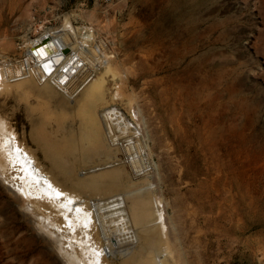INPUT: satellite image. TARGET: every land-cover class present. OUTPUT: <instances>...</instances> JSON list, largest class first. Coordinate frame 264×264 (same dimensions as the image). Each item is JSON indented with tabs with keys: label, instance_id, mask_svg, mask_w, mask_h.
<instances>
[{
	"label": "rangeland",
	"instance_id": "rangeland-1",
	"mask_svg": "<svg viewBox=\"0 0 264 264\" xmlns=\"http://www.w3.org/2000/svg\"><path fill=\"white\" fill-rule=\"evenodd\" d=\"M7 1H0V67L20 69L26 38L69 31V25L80 39L92 29L94 47L115 56L107 98L119 90L111 106L129 121L130 144L118 146L121 162L114 167L122 169V188L148 182L177 263L264 264V15L258 0H17L11 12ZM82 55L92 61L83 49ZM129 97L139 121L130 118ZM44 98L6 90L0 115L49 170L44 133L56 138L55 115L73 102L49 98L48 106L39 105ZM106 189L87 192L101 194L102 210L114 213L116 189ZM15 203L0 183V264H61ZM113 220L110 237L118 248L109 262L135 261L146 234L156 237V226Z\"/></svg>",
	"mask_w": 264,
	"mask_h": 264
},
{
	"label": "bare ground",
	"instance_id": "bare-ground-1",
	"mask_svg": "<svg viewBox=\"0 0 264 264\" xmlns=\"http://www.w3.org/2000/svg\"><path fill=\"white\" fill-rule=\"evenodd\" d=\"M16 1H7L10 12ZM258 2L257 12L264 15V0ZM64 24L68 27L69 21L65 19ZM69 27V31L56 33L57 30L50 29L39 37L26 38L25 59L20 61V69L0 67V93L6 90L20 94L32 91L48 98H44L45 103L43 100L38 102L46 106L49 98H56L59 103L67 105L73 102L72 107L65 106L55 115L56 138L44 133L42 148L51 164L49 170L38 163L34 154L17 139L8 121L0 115V183L12 195L34 237L42 240L61 264H113L108 257L118 248L110 237L112 227L117 224L113 223L115 217L120 226L131 222L147 223L148 227L157 228L156 237H147L145 233L146 244L140 247L142 252L137 254L135 261L125 258L120 264H178L170 234H166L165 225L159 219L158 201L152 198L148 182L137 181L140 183L122 188V169L114 167L121 162L114 130L118 136H127L126 127L130 125L120 108L111 106L120 86L116 85L118 91L115 89V93L107 98V78L112 76L114 79L116 75L112 62L115 56L94 47L92 29L88 28L80 39L75 28ZM82 49L92 59L89 64L82 55ZM93 61L99 63V67H95ZM84 72L83 79L70 89ZM133 100L129 97L128 103L131 105ZM130 111V118L139 121L136 118L140 109L131 105ZM84 167L87 170L80 176V169ZM88 188L98 191L116 189L111 196L116 211H103L102 205L107 202L99 193L88 195ZM151 229L154 228L147 231L151 232ZM15 233L12 231V236ZM132 249L128 252L131 256L135 255Z\"/></svg>",
	"mask_w": 264,
	"mask_h": 264
},
{
	"label": "built area",
	"instance_id": "built-area-1",
	"mask_svg": "<svg viewBox=\"0 0 264 264\" xmlns=\"http://www.w3.org/2000/svg\"><path fill=\"white\" fill-rule=\"evenodd\" d=\"M122 137H124V139ZM117 141L119 142L118 145L120 146V148H122V145L126 147L127 145L130 144V137L128 135L127 136H124V135L123 136H118V134H117V140H116V142ZM130 160H131L132 164L135 166V164H134L135 161H133L132 158ZM149 164H150V161L148 160L147 161V167H146L148 170H146V171H149L148 173H151L152 167Z\"/></svg>",
	"mask_w": 264,
	"mask_h": 264
}]
</instances>
